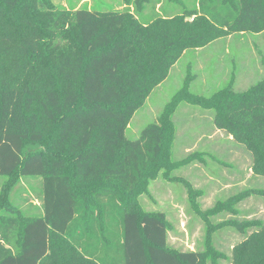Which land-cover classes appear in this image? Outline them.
I'll use <instances>...</instances> for the list:
<instances>
[{
  "label": "trees",
  "instance_id": "trees-1",
  "mask_svg": "<svg viewBox=\"0 0 264 264\" xmlns=\"http://www.w3.org/2000/svg\"><path fill=\"white\" fill-rule=\"evenodd\" d=\"M124 3L96 11L0 0V264H208L221 255L213 245L221 224L238 226L213 224L210 216L238 214V204L264 194L245 189L212 213L197 209L207 224L201 251L171 248L165 213L139 201L155 180L179 181L176 170L205 164V153L173 159L172 118L182 101L212 108L213 126L231 138L230 158L243 148L252 174L264 179V77L209 98L184 85L157 122L135 140L126 136L186 52L264 33V0H166L172 9L162 11L161 0ZM20 179L40 184L38 205L18 200L32 207L26 211L11 197ZM238 231L245 235L230 263L264 264V221Z\"/></svg>",
  "mask_w": 264,
  "mask_h": 264
},
{
  "label": "rangeland",
  "instance_id": "rangeland-1",
  "mask_svg": "<svg viewBox=\"0 0 264 264\" xmlns=\"http://www.w3.org/2000/svg\"><path fill=\"white\" fill-rule=\"evenodd\" d=\"M161 1V7L158 6L157 10L172 9L166 0ZM181 1L186 5L194 3V0ZM52 3L74 10L94 7L96 11H108L125 7L124 0H52ZM180 10L176 12L180 13ZM148 11L145 12L146 16L153 15V11ZM263 77L264 33L236 34L219 39L205 48L188 51L172 68L169 78L154 90L146 104L136 112L126 136L135 140L145 126L157 122L166 105L184 85H187L188 93L209 98L223 88H230L231 83L236 91L247 90ZM177 106L172 118L176 125L173 159L181 161L190 154L205 153V164L196 161L176 170L172 176L179 181L155 180L150 184L149 196L144 195L139 201L149 211L165 213L170 225L168 244L171 248L201 251L204 250L207 224L197 209L212 213L218 204L228 202L230 197L245 189L264 191V179L252 174L249 155L243 148L234 150L230 158L231 138L213 126L212 108L188 101H182ZM234 145H237L236 142ZM230 164L233 170H230ZM2 183L3 180H0V190ZM39 188L37 179H20L11 197L19 207L23 205L18 201L22 198L32 199L34 205H38ZM21 189L26 192H19ZM190 190L196 193L195 197L191 198ZM29 208L32 207L26 204L21 209L26 211ZM237 209L238 214L225 211L210 216L208 220L213 224L232 220L238 226H247L254 220L264 221V194L250 196L238 204ZM221 225L222 228L213 236V245L221 255L210 258L208 264H231L230 251L245 235V231H238V226L234 227L230 222Z\"/></svg>",
  "mask_w": 264,
  "mask_h": 264
}]
</instances>
